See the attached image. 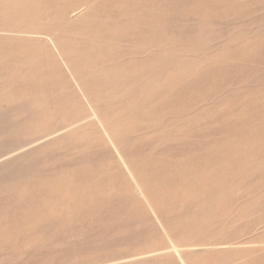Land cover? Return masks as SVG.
Listing matches in <instances>:
<instances>
[{
  "label": "rangeland",
  "instance_id": "obj_1",
  "mask_svg": "<svg viewBox=\"0 0 264 264\" xmlns=\"http://www.w3.org/2000/svg\"><path fill=\"white\" fill-rule=\"evenodd\" d=\"M80 1L37 0L26 13L14 10L4 23L42 32L5 40V50L14 45L22 55L23 51L36 52L46 58L29 62L23 69L34 80H5L11 93L41 96V100L26 98L0 105V234L12 231L0 241V264H182L181 258L188 264L202 260L203 264H221L219 258H224L222 264H264V166L259 171L262 175L247 176L239 187L243 193L251 190L249 201L237 200L233 210L230 205L222 208L224 227L211 234L206 228H195L191 202L180 203L172 190L165 192L159 203L160 219L173 233V241L184 246L175 253L148 207L134 201L136 196L119 192L86 203L85 191L78 185L64 190L65 181L82 175L85 168L104 169L112 153L98 140L92 125L75 134L59 130L85 121L86 102L67 76H60L63 87L56 76L48 83L42 81L49 76L44 71L60 67L46 40L55 33L79 69L119 73L128 83H137L124 90L106 85L84 90L123 111L118 117L130 139L124 146L130 155L157 162L160 170L152 177L155 182H165L166 187L174 183L173 172L187 161V155L217 144L230 145L225 153L235 160L230 163L235 167L240 161L234 152L247 148L232 144L242 136L256 137L254 152L264 153V0ZM82 2H92L91 7L85 9ZM69 13L79 17L71 20L66 16ZM202 102L205 108L199 110ZM205 109L207 117H203ZM184 110L194 112H188L193 123L175 133L177 142L159 146L154 136H146L152 123L144 121L145 115ZM54 131L63 135L30 148L31 141ZM12 149L20 150L11 161L5 159ZM14 191L21 202L10 210L7 199H13ZM209 239L239 242L251 249L216 253L211 256L214 261L190 252L192 244ZM183 250L188 252L183 254Z\"/></svg>",
  "mask_w": 264,
  "mask_h": 264
},
{
  "label": "bare ground",
  "instance_id": "obj_2",
  "mask_svg": "<svg viewBox=\"0 0 264 264\" xmlns=\"http://www.w3.org/2000/svg\"><path fill=\"white\" fill-rule=\"evenodd\" d=\"M35 1H37V0H0V105L2 103H5V102L9 103V102H13L16 100H21V99H26V98L36 100V101L41 100V96H34V95L32 96L31 95L32 97L28 98L29 96L26 95V97H25L24 93L13 94V93H11V90L9 88L10 86H7L5 84V80H7V81L9 80L11 83H13L14 80H16V79H21V80L27 79V81H28V79L34 80V78H33L34 75H32V73L27 74L26 73L27 71L24 72L23 69L25 68V66L29 62L36 61L40 57L42 58V59L40 58L41 60L46 58L44 55L42 56L39 53H36V52L29 53V52L22 50L24 53L23 54L24 56H23L20 53V51L15 49L17 47H14V45L10 46L9 48L7 46V48L9 50H5V48H3L5 46V44H7V41H5V40H8V42H10L11 40H14L15 37L16 38L17 37L18 38H23V37L28 38V35H27L28 33H37L36 27L35 28H29V26H28V28L22 29L23 27H20L19 25H17L18 22L16 24L17 25L16 27L12 26L11 24L4 25L5 22H8L9 15L14 14V10H20L22 13H26L30 9V7L34 5ZM83 1H85V0H83ZM91 4H92V2H86L84 4L82 2V5H80V6H85V9L86 8L89 9L91 7ZM41 7H43V6H41ZM83 9H84V7H83ZM77 12H80V11H78V9H77ZM114 12H115V10H114ZM63 14H64V12H63ZM77 14H75L76 16H74V17H70V13L66 14V16H67V18L69 16V18L71 20H73V19L75 20L76 18L79 17V15H77ZM55 15L56 14H54V16ZM119 15H120V12H119ZM71 16H72V14H71ZM3 18H4V22L2 23ZM47 18H48V16H47ZM46 21H48V20H46ZM30 27H32V26H30ZM33 30H35L36 32H34ZM41 33L38 32L37 34H41ZM105 34H107V32ZM54 35H55V33L53 35L49 34V36H48L49 38H47L46 40L48 43V47L52 49L51 54L56 55V57H57L56 59L58 60L60 67L54 71H51V72L44 71V73L48 74L49 76H47V78L43 79L42 81H46V83H48V81L51 77L54 78L56 76V78L59 81V85L63 87L62 84L64 82L60 80V76H62V75L67 76L69 78L71 84L81 92V96H82L83 100L86 102V106H87V109H86L87 116L85 117V121H83V122L81 121L82 122L81 123L78 120L74 123L63 126V128H61L59 130L62 131L63 129H66L67 132L70 131V133L75 134L77 129L85 130L88 125H92L93 126L92 130L98 134V137H99L98 140H100L107 147H109L111 150V153H112V160L110 161V163L103 166L104 169L95 168V167L85 168L82 175L77 176L76 178H73V179L72 178L68 179L65 181L64 187H63L64 190H66V188L68 190V189L72 188L74 185H78L79 188L82 189V192L85 191L84 192L85 193L84 199H85L86 203L91 201L92 199L106 198L109 195H113V194H116L119 192L121 194H125V196H127V197L132 196V195H133V197L136 196L134 198V201L137 203H140L142 205H145V207L146 206L148 207V209L152 213V218H154L156 220V222L158 223V225L161 228V230L163 231V233L166 234V239H167V242L169 243V247L175 253L179 252L178 250L180 249V247H184V246L176 244L173 241V237L171 235L173 233H171V234L169 233L165 222L161 221V219H160L159 212L161 211V206L159 203H160V199H162L164 197L165 192H167V191L170 192L172 190L174 197L176 198L175 201L177 199H179L180 203L186 202V201L191 202L189 206H191V204H192L191 207L193 208L194 225L197 222V224L195 226V228L197 230H200L201 228H206L207 231L208 230L210 231V234L212 232H217L218 230H221L224 227V219H225L223 217L224 213L221 212L222 208H224L227 205L228 206L230 205L229 209L233 210V208H234L233 205L235 204V202L237 200L244 199V201L245 200L249 201V198L251 195V193H250L251 190H247L243 193L240 191L239 187L246 183L247 176H249V175L253 176V175H257V174L262 175L261 172H259V171H261V169L264 166V153H262L258 156V154L254 152V150H255L254 145L256 142V137L253 138L252 135L250 136V138H248L246 136H242V137H240V139L238 141H236V140L233 141L232 145H241V146H245L247 148V150H244L243 152H238V150H237V152L236 151L234 152V153H238L237 155L239 158L237 159V161H240V164L236 165L235 167H232L230 165V163L235 161V160H232L233 158L229 159L230 155L228 153H225L226 150H228L227 147H230V145H227L225 143L221 144V145L217 144V146L206 147L204 149H201L200 152H198V153L196 151H194V152H191L189 155H187V161L186 162H183L178 166L176 165L178 167V169L176 168L177 170H174L173 173H174V176L177 178V180H175L174 183H172L166 187L165 185H163L165 182H163L162 184L155 182V180H153L152 177L155 174V171L160 170V169H157L158 167L155 166V165H157V162L148 163V161L143 159V157L140 158L138 155H135V156L130 155L124 146L125 141H127V140L130 141V139H129V135L126 133L125 128L123 127V125L121 126V123L119 121V119L121 117L119 118L118 116H121L123 111L118 109L117 106L111 102L102 101V98L96 99L94 96H92L90 94L87 95L85 93V90H84L87 86H90V87L96 88V89H100L104 85H106V87H112L115 89L122 88L124 90L129 85H136L137 83H135V82L128 83L127 80L122 79V77L119 75V73H117V74L115 73L113 75L112 74L108 75L106 73H99L95 70L79 69L72 62V60L69 59L67 51L65 49H63L60 42H57V40L54 38ZM2 42H4L5 44L2 45ZM20 49H22V48L20 47L19 50ZM27 49H25V50H27ZM115 75H118V76H115ZM172 79H175V76H172L171 80ZM173 86H174V84L171 85V87H173ZM122 96L123 95H120L119 98H122ZM244 96L246 98L247 95H244ZM159 97H161V96H159ZM249 97H248V99H249ZM203 104H204L203 102L200 104L199 107H201V108L199 110L205 108V105H203ZM112 106L113 107L115 106L114 107L115 112L113 111ZM103 108L107 112L106 114H104L102 111H100V109H103ZM178 108H180V107H178ZM178 108H177V110H178ZM180 109H182V108H180ZM241 109L245 110L246 107L243 106ZM140 110H141V108H140ZM205 110H206L205 115L203 117H207L208 112H209V110H207V109H205ZM164 112H166V110ZM174 112H176V111H170V112L165 113V114L161 113L160 115H156V116H153L150 114L145 115L144 121L152 123L150 126L147 127L148 128L147 130L151 129V130H149L151 132H147L146 136H154L153 138L155 140V143L159 146L160 145H169L171 143H174L175 141L177 142V138L179 137V135L177 138H175L177 135L175 133H177V132L181 133V132L185 131L187 129V127L191 126L193 123V119L191 121L188 118L190 116L189 113L193 114L194 112H191L189 110H188L189 113L187 111L185 112V110H184V112H180V111L177 113H174ZM50 113H52V112H48V114H50ZM116 113H119V114L116 115ZM172 113H174V114H172ZM31 119H32V117H31ZM160 124H161V126H160ZM161 128H164L165 130L159 131V129H161ZM154 130L157 132H154ZM60 131H54V132L48 133L46 135L39 137V139H37V140L31 141V143L29 145H32V146H30V148L35 147L37 145V143L41 144V143H46L47 141L56 140L58 137L63 135V133L59 134ZM158 132H160V133L158 134ZM156 135H158V136H156ZM155 137H156V139H155ZM262 139H264V138H262ZM89 141L94 142L93 139H91V138L89 139ZM29 145L23 146L22 148L28 147ZM149 145L151 147L152 144H149ZM223 145H224V147H222ZM22 148H20V149H22ZM20 149H12L11 151L8 150L9 152L5 156V159L10 160L11 158H13L14 156L17 155V152ZM146 149H148V147ZM25 150H27V148L23 149V151H25ZM263 151H261V152H263ZM160 154H162V153H160ZM140 156H142L141 153H140ZM1 158H3V157H0V162L3 161ZM162 159H164V158H162ZM114 170H116L117 173ZM154 177H156V175H154ZM148 182H152V183H148ZM11 196L13 197V199H10L11 203L9 202V199H7L8 200L7 206L9 207L10 210H14L17 208V206L20 203L18 204L19 199L17 197L16 191H14V194H11ZM33 196H34V194H33ZM28 200H29V198H28ZM19 202H21V200ZM23 202H25V201H23ZM30 204H31V201H30ZM54 211L56 212V210H54ZM110 212H112V211H110ZM209 214L211 216L215 215V217H211ZM227 214H228V212L226 213V216H227ZM24 215H26V214H24ZM33 215H34V213H33ZM214 218H217V219L214 220ZM186 220H188V219L186 218ZM0 223H1V221H0ZM231 223H232V221H231ZM186 228L188 230L189 227H186ZM232 230H234V229H232ZM202 231H204V230H202ZM170 232H171V230H170ZM10 234H12V231L7 233V234H0V241L2 239H3L2 241H4L6 239V237L9 236ZM11 237H12V235H11ZM229 240H230V238H229ZM2 241H1V243H2ZM207 241H210V242H205L203 244H195V245L192 244L191 245L192 250L190 252L196 254V256H200V255L206 256L205 258L208 261H214L213 260L214 258L211 256H214L216 253H223V252H227V251H232V252H241L242 251V252H244V251L251 249L250 248L251 246H247V245L239 243V242H224L220 239L219 240H213V241L209 239ZM11 244H13V243H11ZM10 246L16 247V244L10 245ZM180 252H181V250H180ZM187 252L188 251L183 250L182 253L184 254ZM196 259H198V258H196ZM218 260L221 261V264H222V262L224 261V258H219ZM203 261L204 260H202L201 262L198 261L199 262L198 264H203L204 263ZM180 262L182 264H188L184 260H182V258H181Z\"/></svg>",
  "mask_w": 264,
  "mask_h": 264
}]
</instances>
